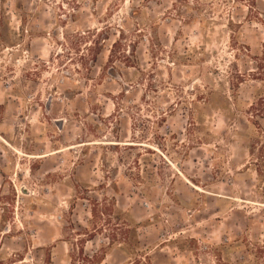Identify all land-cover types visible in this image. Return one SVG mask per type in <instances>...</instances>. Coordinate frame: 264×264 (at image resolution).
<instances>
[{"label": "rangeland", "instance_id": "obj_1", "mask_svg": "<svg viewBox=\"0 0 264 264\" xmlns=\"http://www.w3.org/2000/svg\"><path fill=\"white\" fill-rule=\"evenodd\" d=\"M264 0H0V264H255Z\"/></svg>", "mask_w": 264, "mask_h": 264}, {"label": "trees", "instance_id": "obj_2", "mask_svg": "<svg viewBox=\"0 0 264 264\" xmlns=\"http://www.w3.org/2000/svg\"><path fill=\"white\" fill-rule=\"evenodd\" d=\"M256 116L264 115V97H260L255 104L252 105ZM254 248H250V254L255 258V264H264V240L252 244Z\"/></svg>", "mask_w": 264, "mask_h": 264}]
</instances>
